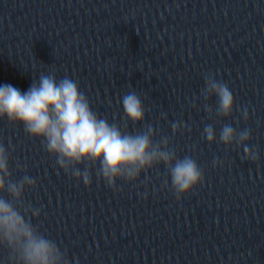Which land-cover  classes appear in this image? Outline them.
<instances>
[{"label":"clouds","instance_id":"1","mask_svg":"<svg viewBox=\"0 0 264 264\" xmlns=\"http://www.w3.org/2000/svg\"><path fill=\"white\" fill-rule=\"evenodd\" d=\"M205 80L202 90L205 100L215 95L217 116L228 117L234 107L230 89L210 75ZM122 106L128 120L134 124L144 121L145 110L136 92L125 94ZM205 108L211 114L207 104ZM243 116L248 119L247 111ZM0 118L22 124L29 136L41 138L59 167L71 172L77 180L82 179L85 186L91 184V176L76 167L85 162L99 163L98 177L113 189L118 179L135 182L142 172L163 164L169 171L177 199L204 180L197 162L188 156L178 158L167 137L154 142L156 133L151 125L145 131L129 133L99 117L79 90L78 82L68 77L57 81L55 75H40L39 83L34 82L24 93L9 84L0 86ZM183 127V122L173 123L172 131L176 133ZM204 135L209 144L216 141L211 125L205 127ZM249 139L248 130L238 133L230 125H224L220 133L226 147L244 146ZM243 151L245 158L257 159L254 150L244 146ZM216 163L220 162L214 161V166ZM17 167L23 166L17 164ZM35 185L36 181L28 175L19 181L12 179L8 150L0 145V193L8 194V198L0 197V245L9 249L13 264H68L56 242L32 223L39 210L23 202L25 189Z\"/></svg>","mask_w":264,"mask_h":264}]
</instances>
